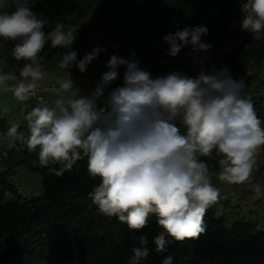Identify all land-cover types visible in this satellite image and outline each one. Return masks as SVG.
<instances>
[{
    "label": "clouds",
    "instance_id": "obj_1",
    "mask_svg": "<svg viewBox=\"0 0 264 264\" xmlns=\"http://www.w3.org/2000/svg\"><path fill=\"white\" fill-rule=\"evenodd\" d=\"M4 0H0V7ZM241 30L252 34L264 31V0H247ZM48 23L28 6L16 0V10L0 14V38L19 41L13 49L16 60H26L21 79L0 74V87L16 80L10 88L17 101L32 98L45 73L40 53L50 41L52 48L69 49L76 30H66L58 22L45 34ZM206 26L185 27L163 37L166 53L176 57L187 45L193 52L208 51L212 45L201 38ZM105 49L95 47L77 62V52L62 54L59 68L73 65L81 73ZM202 63V61H200ZM125 67L123 86L108 93L103 107L97 101L105 88ZM100 83L91 96L79 95L70 78L58 81L51 91V104L41 103L25 116L30 151L39 149L42 167L56 176L71 171L77 161L87 158L91 178H99L89 197L99 211L117 217L130 230L141 231L155 215L162 232L153 237L156 252L167 251L171 237L177 242L197 239L206 231L204 217L219 199V189L211 183L210 166L201 157L219 166L221 182L250 184L256 198L264 196L260 184H252L258 150L264 146V122L251 98L243 93V79L235 80L228 68L201 71L196 78L180 72L153 78L139 66L135 53L129 59L112 55ZM7 111V109H5ZM183 127L184 131H181ZM18 124L7 131L10 139L24 140ZM51 166V167H50ZM58 166V167H57ZM147 245V237H139ZM130 264L148 257L150 250L134 247ZM167 256L162 264H172Z\"/></svg>",
    "mask_w": 264,
    "mask_h": 264
},
{
    "label": "trees",
    "instance_id": "obj_2",
    "mask_svg": "<svg viewBox=\"0 0 264 264\" xmlns=\"http://www.w3.org/2000/svg\"><path fill=\"white\" fill-rule=\"evenodd\" d=\"M52 0H28L30 9L44 19L43 8ZM133 8L114 14L110 0H72L67 10L70 20L63 15L66 30L78 28L75 42L69 49L52 48L50 41L40 53V64L45 75L58 73L71 79L86 77L94 68L105 71L110 59L108 52H101L84 73L73 65L70 69L59 68L62 54L77 52V62L94 47L92 37L98 35L95 25L111 21L110 37L117 42L129 59L135 53L142 69L153 78L169 74L178 69L189 77L190 64L197 52L185 46L176 57L166 53L169 45L163 37L185 27L206 26L208 34L202 42L217 47L225 38L236 32L229 27L238 20L247 0H128ZM214 8H210V6ZM215 9L216 13H212ZM16 10V0H4L0 14H11ZM140 16V19L137 18ZM55 28V27H54ZM53 28V29H54ZM45 34L50 32L46 25ZM52 31V30H51ZM19 41L0 38V74L14 75L21 79L20 71L26 60H16L13 49ZM214 52L213 58L222 65L223 58L235 80L243 79L245 89L250 91L248 70H256L264 63V35L261 39H248L228 54ZM95 66V67H94ZM118 84L123 86L125 67H120ZM235 73V74H234ZM12 82H17L12 80ZM256 89H260L256 87ZM254 90V89H253ZM36 107L32 100L24 101L21 107L22 120L19 133L24 140H12L7 136L12 126L0 110V160L7 173L19 167L27 168L42 178V193L30 200L8 195L6 172L0 173V264H130L134 247L146 246L150 250L147 258L139 264H162L167 256L172 264H264V230L256 233L251 223L238 221L228 229L223 216H217V202L204 217L205 233L197 239L170 242L167 251L156 252L153 237L163 231L155 215L150 216L148 226L141 231L130 230L117 217L103 215L89 197L100 179L91 178L87 171V158H83L58 177L49 168L39 164V149L30 151L26 144L29 129L25 116ZM258 118L264 122V106L254 105ZM181 131L184 129L181 127ZM264 149V146H262ZM210 166V173L219 172L215 154L213 159L201 157ZM51 167V166H50ZM58 167V166H57ZM147 237L148 244L141 245L139 237Z\"/></svg>",
    "mask_w": 264,
    "mask_h": 264
},
{
    "label": "rangeland",
    "instance_id": "obj_3",
    "mask_svg": "<svg viewBox=\"0 0 264 264\" xmlns=\"http://www.w3.org/2000/svg\"><path fill=\"white\" fill-rule=\"evenodd\" d=\"M71 1L72 0H52L51 4H48L43 8V13L45 15L44 19L48 21L46 24V28H48V30H53L58 22L61 23L63 21V15L67 19L70 18L66 11L71 10ZM110 5L114 10L112 17L126 9L130 10L133 8V5H131L128 0H110ZM210 8L214 7L211 5ZM245 11L246 10L244 9L243 5L240 18L231 22L229 25V27H231V29L236 32L234 37L225 38L221 43L218 44L217 47H211V49L205 53L199 51L194 55L189 68V75H194L192 78H196L201 71L210 72L213 68L216 70H220L225 67L228 68L227 63L223 58H221L222 65L219 66V63H217L213 58L214 52H219L222 56H224L223 54L230 53L233 48L242 45L248 39L253 38V40L258 41L262 38L264 31L259 34H252L248 31L241 30V22L244 19ZM212 13H216L215 9H213ZM137 18L140 19V16H137ZM69 21L71 20L69 19ZM91 26L98 27V35L90 39L94 45L93 41L100 35V33H111L113 23L111 21L103 23L100 19L95 25L90 24V27ZM68 29L76 30L77 34L81 32L75 27H69ZM200 61H202V63ZM93 71L98 72L99 74L101 72L96 67ZM180 73L185 74L184 72ZM247 73L249 74L251 81L250 91H253V89L255 90L256 87H264V63L255 71L248 70ZM97 77L98 76L94 77L95 83H97ZM9 83H13L12 80L6 82V84ZM95 83L93 84L95 85ZM55 85L58 86L59 84ZM247 91L248 90H244V93ZM22 104L23 102L17 101L13 94L0 91V110L2 115L5 116L6 120H8L11 125L14 122H18L20 124L22 120V112L19 107L22 106ZM5 109H7V111H5ZM2 172H6L7 174L8 185L11 189V192L8 193L10 197H17L26 201L41 195L42 178L40 175L31 173L25 167H19L7 173L6 168H3L2 161L0 160V173ZM217 174L218 172L210 173L212 185L219 189L217 216L224 217L225 224L228 229H231L234 223L243 221L254 225L256 233L263 231L264 196L256 198L255 193L252 191L251 185L247 183L236 185L229 184L227 182H221L218 179ZM252 184H260L262 186V192H264V149L262 147L258 150V154L256 156V168L252 174Z\"/></svg>",
    "mask_w": 264,
    "mask_h": 264
},
{
    "label": "built area",
    "instance_id": "obj_4",
    "mask_svg": "<svg viewBox=\"0 0 264 264\" xmlns=\"http://www.w3.org/2000/svg\"><path fill=\"white\" fill-rule=\"evenodd\" d=\"M94 42V46L95 47H101L105 49V52H108L111 56L112 55H117L118 57L121 58H128V54L125 52H122L121 48L119 47L118 43L115 42L111 37L110 34L108 32H102L100 33V35L98 37H96V39L93 41ZM205 53V51H202ZM108 71V69H106L105 71L100 72V78H99V83L101 81L102 78V74L104 72ZM118 71V76L121 74L120 68L117 69ZM171 72H178V70L174 69ZM170 72V73H171ZM16 82L13 83H9L7 84V88L5 87H0V91H4L6 93H10L13 94L12 91L10 90V88L15 84ZM98 83V84H99ZM59 86L53 84L48 88H44L40 82L38 85V89L36 91V94L30 98L29 100H32L36 106H39L42 102L43 103H47L46 100V94L48 92L51 91V89L53 88H58ZM116 87H121L118 82L117 79L115 81H112L106 88H105V94L104 95H108L109 92H111L113 89H115ZM96 87H93L91 84H89V86L86 89V92L89 93H93ZM246 98H251V100L253 101L254 105H260V106H264V87L260 88V89H255L253 91H247L243 94ZM13 124H18L20 127V124L18 122H14ZM12 124V125H13ZM18 133H19V128H18ZM13 141L16 139H12Z\"/></svg>",
    "mask_w": 264,
    "mask_h": 264
},
{
    "label": "crops",
    "instance_id": "obj_5",
    "mask_svg": "<svg viewBox=\"0 0 264 264\" xmlns=\"http://www.w3.org/2000/svg\"><path fill=\"white\" fill-rule=\"evenodd\" d=\"M93 74H89L86 77H82V78H78V79H71L73 81V85L75 88H77L79 90V95L88 97L91 96L92 93H87L86 89L89 86V84H91L92 86H97L99 83V78H100V74L98 72H92ZM97 77V83H95L94 77ZM64 78H67L63 75H60L58 73H49L46 74L44 76V78L40 81V84L44 87V88H48L53 84H58L59 80H62ZM95 83V85L93 84ZM59 86V85H58ZM108 95H104L103 97H101L98 101H97V106L98 107H103V101L107 99ZM55 99V95L53 94L52 91L48 92L46 94V100H47V104H51V101ZM22 106L19 107V109H21Z\"/></svg>",
    "mask_w": 264,
    "mask_h": 264
}]
</instances>
